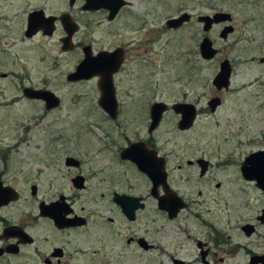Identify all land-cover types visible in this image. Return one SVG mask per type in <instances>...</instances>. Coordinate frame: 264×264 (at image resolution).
Segmentation results:
<instances>
[{"label": "flooded vegetation", "instance_id": "obj_1", "mask_svg": "<svg viewBox=\"0 0 264 264\" xmlns=\"http://www.w3.org/2000/svg\"><path fill=\"white\" fill-rule=\"evenodd\" d=\"M122 1L125 4L112 19H109L110 12L106 9L86 10V0H66V8L59 14H55V11L47 13L44 7H40L28 12L24 20H20L23 21L18 34L22 36L21 42H33L32 48H26L22 52L40 50L50 58L52 67L55 68L59 67L63 56L78 52L81 59L76 68L84 59V50L87 48L91 57L103 52H117L120 63L117 71L112 74L116 119L112 120L99 104L100 76L74 82L81 84L94 81L97 91L92 100L94 107L91 105L93 110L87 113L97 111L103 121L113 124L116 133L106 131L110 137L108 144L79 142L73 136L55 134L56 137L49 142L52 149L48 152L51 159L45 183H35L44 176L33 171L30 163L24 168L26 172H21L16 167L14 175L10 176L9 158H2L4 169L0 172V264H135L150 257L158 242H162L161 250L169 258L170 264H232L234 261H239L240 264H264V182H260L264 180V132H239L235 135L241 139L229 144L228 148L216 147L210 154L196 145L192 149L196 153L193 158L181 157L178 142L173 147L176 153L168 152L166 137H160L164 134L161 127L168 111L174 114L176 129L180 133L193 128L199 112L209 111L214 114L224 103L223 94L231 91L235 63L226 57L222 58L220 48L207 35L201 38L197 50L199 58L205 62L217 61V72L211 80L217 95L207 100L205 109H198L192 103L178 102L192 104L196 108L192 127L180 131L177 128L180 116L171 110L172 105L150 99L145 93L132 94L131 91L135 88L132 71L128 70L124 78L120 77L124 72L127 55L122 43L113 45L114 47L109 45L106 47H112L109 50H95V44L103 40L85 41L94 33V28L111 34V27L129 6L127 0ZM77 5V12H73ZM32 13H37V16L29 21ZM217 13L228 14L230 21L212 23L205 32V24L198 21L199 17L212 18ZM188 15L189 20L176 28L168 27L166 22L178 16L166 20V28L180 29L190 22L191 15ZM96 16L102 17L95 20ZM34 18L36 19L33 21ZM16 19L15 23H18V18ZM197 22L204 34L220 26L218 38L224 43L235 31L231 25L232 16L226 12L200 15ZM4 26L5 31L15 28L12 22ZM227 27L232 30L224 32ZM72 28L76 29L73 33ZM68 35V50L63 51L61 41ZM204 38L212 43V48L216 51L208 61L203 60L199 52ZM128 42L129 40L126 44ZM55 46L60 50L57 56L50 54L51 48ZM240 60L243 69H249L252 65L260 68L259 75L264 76L263 34L258 41L244 39ZM224 62L228 63L230 69L228 85L217 89L213 80ZM71 73L66 75L65 80ZM254 80L256 82L258 79ZM255 82H246L242 89L247 90ZM125 84L128 85L127 88L123 87ZM260 85L264 89V81ZM25 90L47 91L58 100V105L47 109L44 100L27 97ZM21 94L27 101L42 104L45 111L55 110L62 105L61 99L45 87L25 86L21 88ZM214 99L218 100V104L214 105L212 111L209 104ZM77 101V98L73 99V102ZM155 104H164L167 109L151 131L150 112ZM131 116H141L144 119L141 124H137L139 127L135 134H127L130 126L126 127L125 118ZM98 122L100 119L95 121L97 124ZM56 146L61 148H55ZM132 146L134 149H131ZM126 151L129 152L127 156L134 157L137 162L124 158L122 154ZM171 156H175L172 166ZM149 157L155 159L153 168L157 174H160L163 166L165 185L178 198V211L172 220L158 206L159 202H166V189L162 184L154 189L150 177L139 168L141 161H150ZM11 170L13 171L12 166ZM172 173L178 177L177 190L171 186ZM192 193L194 197L191 196ZM167 222H174L178 229V240L175 241V246L172 243L168 245L171 250L168 255Z\"/></svg>", "mask_w": 264, "mask_h": 264}, {"label": "rangeland", "instance_id": "obj_2", "mask_svg": "<svg viewBox=\"0 0 264 264\" xmlns=\"http://www.w3.org/2000/svg\"><path fill=\"white\" fill-rule=\"evenodd\" d=\"M27 1L0 0V172L4 169L2 158L8 157V163L11 164L10 176L14 175L16 167L19 171L26 172L24 168L30 163L33 171L44 176L35 183H45L51 159L48 152L52 149L49 142L56 137L55 134L73 136L75 141L79 142L108 144L110 137L106 131H116L113 124L103 121L97 111L87 113L93 110L92 100L97 92L94 81L72 84L65 80L66 75L73 72L81 59L80 55H77L78 52L63 56L57 68L52 67L50 58L44 56L40 50L22 52L26 48H32L33 42H21L22 36L18 34L23 21L20 20H24L26 14L35 8L44 7L47 13L55 11V14L66 8V0ZM127 1L129 6L111 27V34L94 28V33L85 41L103 40L95 44V50H109L113 45L121 43L124 45L127 55L124 72L120 77L124 78L128 70L134 73L135 88L131 91L132 94L145 93L150 99L163 101L170 106L186 102L196 105L198 109H205L207 100L217 95L211 85V80L217 72V61L205 62L199 58L198 44L204 35L220 48L222 58L226 57L236 65L231 79V91L223 94V105L214 114L209 111L199 112L190 131L177 132L174 114L171 111L165 114L161 127L164 134L161 132L160 137H166L168 152L176 153L173 147L175 142H178L181 157L193 158L196 153L192 149L196 145L210 154L216 147L228 148L229 144L241 139L235 135L239 132H264V89L260 88L264 76L259 75L260 68L251 65L249 69H243L240 65L244 39L258 41L261 35H264V0ZM77 8L78 5L73 12H77ZM218 11L232 16L231 25L235 31L228 36L226 43L218 38L220 26L204 34L197 22L198 16L211 15ZM184 12L191 15L189 23L178 30L166 28V20ZM74 15L76 16V13ZM100 17L102 16H96L94 19ZM16 18L18 23H15ZM11 22L15 28L5 31L4 24L9 25ZM54 41L57 43V38ZM109 45L112 47L106 48ZM59 52L58 46H55L51 48L50 54L57 56ZM254 78L258 80L255 82ZM248 81L255 83L247 90L242 89ZM25 86L45 87L61 99L62 105L55 110L45 111L42 104L23 98L21 88ZM123 87L127 88L128 85ZM74 98L78 101L73 102ZM97 119H100L99 125L95 123ZM125 120L126 127L130 126L127 128V134H135L138 132L137 124H141L144 119L141 116H131ZM117 140L123 142L119 138ZM174 162L175 156H171L170 166L174 165ZM222 174L226 175L224 171ZM43 179L44 181H41ZM177 179V175L172 173L171 186L175 190L178 189ZM191 196L194 197L193 193ZM166 234L168 255L171 251L168 245L172 243V246H175V241L178 240V229L174 222H167ZM161 243L158 242L150 257L140 263L170 264L169 258L161 250ZM232 264L240 262L234 261Z\"/></svg>", "mask_w": 264, "mask_h": 264}, {"label": "water", "instance_id": "obj_3", "mask_svg": "<svg viewBox=\"0 0 264 264\" xmlns=\"http://www.w3.org/2000/svg\"><path fill=\"white\" fill-rule=\"evenodd\" d=\"M125 3L122 0H86V4L84 8L86 10L94 11L99 9H106L110 12L109 19H112L114 15L118 12V10L124 5ZM38 13V12H37ZM37 13H32L29 16V21L32 17H36ZM40 16V14L38 13ZM190 16L187 13H184L178 18L170 19L166 22L167 26L170 28H176L181 26L184 22L189 20ZM36 18L33 19V21ZM199 22H203L205 26L203 30L206 32L210 28L212 23H219L220 21H230V16L224 13H217L212 18L210 17H199ZM73 25V24H72ZM74 28V25L72 26ZM34 25H32V29H34ZM72 28V29H73ZM76 29L72 30V33ZM232 30L230 27H227L225 31ZM71 33V34H72ZM70 41V35H68L65 39L61 41L63 47V51L68 50V43ZM87 48L84 50V59L81 63L75 68V70L67 76L68 82H79L83 80L90 79L94 76H100V81L98 84L99 90L101 92V98L99 101L100 106L102 109L110 116L112 120L116 119V102L114 98V89L112 85V74L115 73L119 67L120 60L117 58V52L112 54H107L105 52L99 53L95 57H91L90 53H87ZM200 56L203 60H211L216 51L212 48V43L207 39L204 38L199 46ZM230 77V69L227 62H224L220 66V71L217 76L213 80V85L217 89H221L222 87H227L228 81ZM24 94L31 98V99H41L46 102V108L51 109L55 108L58 105V100L49 92L47 91H32V90H25ZM218 104V100L214 99L210 102L211 110H214V105ZM167 106L164 104H155L151 108L150 118H151V127L150 130L152 131L159 123L162 114L166 111ZM171 110L178 116H180L179 123L177 128L180 131L189 130L194 122L196 116V108L192 104H185V103H175L171 106ZM134 149V146L131 147ZM129 152L126 151L122 154L124 158H129L130 160H134L137 162L136 159L128 157L127 154ZM153 154V152H152ZM263 154V153H259ZM150 161L147 163H140V169L144 172L147 176L150 177L152 183L154 184V189L156 186L162 184L163 187L166 189V202H159L158 206L160 209L166 211L168 218L170 220L174 219L176 213L178 211V198L177 196L170 192L168 189L165 179L166 175L164 173L163 166H161L160 174H157V171L153 168L155 165V159L153 157H149ZM145 164V165H144ZM264 182V180L260 181ZM14 198V197H13ZM8 200H5L7 202ZM4 203V201H3ZM182 207V205L180 206Z\"/></svg>", "mask_w": 264, "mask_h": 264}]
</instances>
